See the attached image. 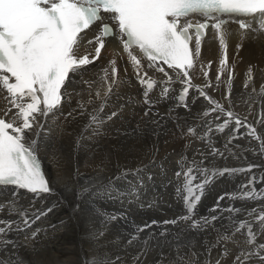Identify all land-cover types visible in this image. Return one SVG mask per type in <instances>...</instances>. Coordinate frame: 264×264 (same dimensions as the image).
Returning <instances> with one entry per match:
<instances>
[{
  "label": "bare ground",
  "instance_id": "bare-ground-1",
  "mask_svg": "<svg viewBox=\"0 0 264 264\" xmlns=\"http://www.w3.org/2000/svg\"><path fill=\"white\" fill-rule=\"evenodd\" d=\"M226 27L231 33L228 36L227 49L228 61L233 66L234 72L231 85L226 83L227 73H225L217 86L215 77L221 52L216 35L209 32L202 40L201 55L196 60L194 68L190 70L192 87L187 96V108L177 106V97L183 85L177 81L175 74L169 71L174 81L169 85L171 91L166 99H161V88H155L150 97L154 102L153 106L149 115L145 116L148 105L143 103L142 89L115 38L106 41L100 58L86 67L83 76L70 73V79L66 81L67 92L70 95L63 98L60 112L56 116L41 118L40 134L33 137L37 140V156L43 164L46 179L49 180L53 193L45 195L44 198L30 199L32 195L22 191L17 193L13 188H4V191L0 192V205H5L3 212L0 213V219L19 220L18 216L8 214V206L5 202L12 200H18L20 205L28 208L30 215L33 211L46 210L53 204L56 205L52 212L37 220L30 229L18 234L14 232L9 234L8 238L15 240L17 244L15 250L9 245L10 252L18 253L17 264H84L86 257L91 259L94 256L103 257L105 254L113 260L119 257L116 264H135L137 254H140L139 262L144 259L142 264H160V262L169 264L176 255L173 245L177 241L173 239L172 234L178 232L179 228L163 225V221L179 217L180 214L185 213V209L182 210V205L176 200L177 195L172 199L173 196L169 197L167 194L164 198L166 203L157 201V204L155 200L140 197L141 193L136 189L139 185L138 179L142 178L143 183L146 180V184L152 181L155 192L161 194L168 190L169 193V189L176 183L175 179L179 180L174 175L180 167L178 160L187 153L190 156L199 155L198 149L203 152L210 151L209 143L224 153L223 157L208 156L205 166L209 169L213 167L247 169L249 164L259 167L253 168L251 172L217 176L212 182V196L206 199L207 203L199 218L204 217L202 216L204 212L218 217L227 216L225 220L229 224V229L225 233L227 236H231L236 229L231 226L234 225L233 220L236 222L244 220L256 233V245L264 243V232L261 231L257 218L260 208L264 207V200L231 199L233 195L239 196L241 192L249 190L242 186L246 185L253 176L259 181L260 176L264 175V154L259 153L260 142L247 135V128L242 127L233 132L234 120L223 132L217 131V125L223 124L227 117L220 116L217 119L216 117L220 115L218 112H211L205 116L204 112L212 106L197 91V88H200L226 110L233 111L242 121L255 128L257 134L264 139V124L259 123L264 118V96L260 95L261 86L264 85V41H254L251 37L241 40L240 30L235 25H226ZM97 32L98 25L81 34L83 40L78 55L93 51V45H88L87 40L92 39ZM237 44L240 45L239 49ZM112 59L116 60L119 77L125 83L115 89L104 114L110 115L115 111L117 115L106 121L99 135L86 134L77 146L76 141L85 122L84 117L74 112L77 109V101L89 98V85L85 82L96 81L98 75L103 74L101 70L107 67ZM249 66L253 67V78L245 88V74ZM143 71H147L148 76L158 84L166 80L162 73L146 67ZM204 71L208 72L207 80ZM207 82H210L212 87H204ZM96 87V84H92L93 96ZM253 89H255L254 93ZM229 91L231 96L226 100L225 96ZM250 94L254 96L255 102L249 99ZM3 107L4 101L0 100V108ZM15 111L12 109L5 118L10 119ZM70 112H73L75 118L68 116ZM0 115L3 113L0 112ZM137 128L142 134L137 133ZM189 128L193 129L194 134L188 132ZM205 133L209 137L208 142L201 139ZM230 137L232 142L228 144ZM150 146H154L151 151ZM228 149H231L232 155L229 154ZM154 153L157 154L156 159H153ZM113 156L115 164L111 166L110 161ZM137 170H141L139 177L134 175ZM122 172H126L127 175L115 180L113 185L109 186L111 198L103 191L97 192L101 184L107 185L109 178L119 176ZM244 176L245 180H243ZM183 179L182 177L181 180ZM221 183L227 184L224 190L220 189ZM255 185L259 191L264 187V182ZM85 187L91 191L81 193L78 197L77 192ZM222 194L226 196L220 200V208L215 213L208 212L206 210L208 206L216 208L217 199ZM154 208L161 209L164 211L163 214L155 215ZM168 208L175 211H166ZM229 208L240 211L233 214L227 211ZM251 209H256L257 212L249 215ZM98 210L115 215L117 219L102 227L100 222L102 218L97 215ZM153 221H157L158 225L152 224ZM145 224L152 226L146 228L144 232L137 233V227H144ZM221 224H224L223 220L212 222L215 236H212L213 240H211L212 245L216 244V247L212 248L210 253L201 249V246L198 247L200 233L193 232L190 235L185 233L178 243L185 244L192 240L193 250L203 253L199 256L201 264L206 262L215 264L217 259L221 264H233L235 256L242 250L244 252L258 250L254 245L250 246L246 243L248 235L241 238L239 233L233 234L231 240H220L217 244L220 230L224 228H221ZM234 226L237 227L239 224ZM181 227H183L182 222ZM165 229L168 230L166 236H159V233ZM36 230L39 231L35 239H25L31 237V233ZM100 231L104 233L102 236L98 235ZM133 234L137 235L138 239L130 245L128 241ZM204 234H209V231H204ZM143 241H148V245L146 252L141 254V250L146 247ZM224 248L229 250V254L221 257L220 253ZM183 251L187 252V248ZM0 256H4V253H0ZM12 258L16 259V256ZM241 259L243 260V257ZM251 264H256L255 258Z\"/></svg>",
  "mask_w": 264,
  "mask_h": 264
},
{
  "label": "snow or ice",
  "instance_id": "snow-or-ice-1",
  "mask_svg": "<svg viewBox=\"0 0 264 264\" xmlns=\"http://www.w3.org/2000/svg\"><path fill=\"white\" fill-rule=\"evenodd\" d=\"M194 17L202 18V21L196 19L194 22ZM105 19L110 20L111 25L103 23ZM98 22L100 27L97 34L87 40L88 45H93V51L82 56L78 55L83 40L81 34L86 33V30ZM230 23L239 25L241 40L251 37L254 41H264V0H0V100L4 101V107L0 108V112L3 113L0 116V188L11 186L17 193L19 190H24L32 194L30 199L44 198L45 195L53 193L50 182L42 171L37 156V140L33 137L40 134L41 118L56 116L60 112L63 98L70 95L66 88L70 73L83 76L86 66L100 58L108 38L118 40L123 52L127 54L135 79L142 89L143 103L148 105V111L144 113L148 116L154 103L150 98L154 89L160 87L161 99H166L171 91L169 85L174 82L173 76L163 67L164 65L183 85L177 97V106L188 107L187 96L192 87L190 70L194 68L196 60L201 55L202 39L209 28L214 31L221 52L215 77L217 86L225 73H227L226 83L231 85L234 72L227 56L228 36L231 33L226 27ZM239 48L240 45L237 44V49ZM133 49L139 51V57L134 54ZM141 58L147 61V69L162 73L166 80L158 84L149 77L148 72L143 71L145 65L142 64ZM101 71L103 74L98 75L96 81L85 82L89 85V98L84 101L78 100L77 109L74 110L85 118L76 141L77 146L86 134L99 135L106 121L117 115L115 111L110 115L104 114V110L115 89L125 81L119 77L115 59L110 60L108 66ZM125 71L127 72V68ZM203 74L207 80L208 72L204 71ZM252 78L253 67L249 66L245 74V88L252 82ZM92 84L97 85L94 96L91 90ZM204 87H212V85L207 82ZM197 91L212 106L204 112L205 116L211 112H218L220 115L216 117L217 119L220 116L227 117L223 124L217 125V131L223 132L234 120L235 128L232 131H238L242 127L247 128V135L260 142L259 153L264 154V139L257 134L255 128L242 121L233 111L226 110L200 88H197ZM260 95L264 96V85L261 86ZM230 96L229 91L225 99H230ZM249 99L255 102L252 94L249 95ZM12 109L16 110L15 113L10 119H5ZM68 116L75 118L73 112L68 113ZM259 123L264 124V118ZM136 131L140 133L139 128ZM188 132L194 134L191 128ZM201 139L208 142L207 133ZM231 142L230 137L228 144ZM209 147L208 152L197 150L201 156L199 161L196 159L189 161L184 155L177 162L181 171H177L175 175L178 179L181 176L184 178L183 187H178L177 191L179 198L183 200L185 213L175 219L163 221V225L179 228L178 232L172 234L173 239L177 241L173 245L176 255L169 264H201L199 256L203 253L193 250V241L190 240L185 244H180L178 241L185 233L199 234L206 231V227H211L213 221L223 220L222 216L218 217L214 214L209 217L194 218V209L201 200L205 187L217 176L251 172L253 168L259 167L249 164L247 169L216 167L209 169L205 166L209 155L213 157L224 155L210 143ZM225 147L227 148V145ZM228 151L230 155L233 154L231 149ZM253 152L256 153V150L253 149ZM140 171L137 170L134 175L139 177ZM126 175V172H122L119 176L109 178L108 184H101L97 192L103 191L111 198L109 186ZM148 178L151 179L150 176ZM194 181L200 182L194 184ZM140 182L142 183V178ZM260 182H264V175L260 176L259 181L253 176L246 185L242 186L249 190L241 192L239 196L233 195L231 199L264 200V187L259 191L254 187ZM90 191L85 187L77 192V196ZM223 199L224 197L217 199L216 208L211 210L213 213L220 208V200ZM5 204L8 206V214L18 216L19 220L0 219L2 225L0 253H4V256H0V264H17L18 253L9 251V245L15 250L17 244L15 240L8 238L9 234L13 232L18 234L30 229L37 220L52 212L56 205L53 204L46 210L33 211L30 215L29 209L20 205L18 200ZM4 207L5 205H0V213L3 212ZM227 211L235 214L240 209L229 208ZM256 212V209H251L249 215ZM97 215L102 218L100 221L102 227L117 219L115 215L101 210H98ZM257 218L261 231L264 232V207L260 208ZM233 223L235 224L236 221L233 220ZM152 224L158 225V222L153 221ZM151 226L145 224L144 227H137L136 232H144ZM223 227L221 224V228ZM244 228L248 229L246 243L250 246L254 245L258 250L248 252L242 250L235 256L233 264H251L254 258L256 264H264V243L256 245V233L252 231V226L244 221L239 223L235 231L239 232ZM38 231H33L31 237L25 239H35ZM167 232L168 230L165 229L159 233V236H166ZM103 234V231L98 233L100 236ZM137 239V235L133 234L128 243L131 245ZM231 239V236L219 234L217 244L220 240ZM143 243L146 247L141 250V254L146 252L148 241ZM214 247L216 244L205 245V251L210 253ZM184 248H187V252L183 251ZM228 254L229 250L224 248L220 256L226 257ZM13 256H16V259H13ZM139 256L140 254H137L135 257L137 261ZM116 260H119V257L113 260L105 254L103 257L94 256L91 259L86 257L84 264H116ZM215 264H221V261L217 259Z\"/></svg>",
  "mask_w": 264,
  "mask_h": 264
},
{
  "label": "rangeland",
  "instance_id": "rangeland-1",
  "mask_svg": "<svg viewBox=\"0 0 264 264\" xmlns=\"http://www.w3.org/2000/svg\"><path fill=\"white\" fill-rule=\"evenodd\" d=\"M154 147V146H153ZM153 147L152 146H150V151L153 149ZM154 155H155V157L153 158V159H156V156H157V154H155L154 153ZM186 156H189V157H187V159L189 160V161H191V160H193V159H196L197 161H199L200 159H201V156L200 155H198V154H196V156H190V155H188V153L186 154ZM112 161V162H111ZM111 161H110V164H111V166H114V164H115V160H114V156L111 158ZM208 160H206L205 161V164H206V162H207ZM185 171H186V169H184ZM177 171H181V169H180V167H179V169L177 170ZM176 171V172H177ZM175 172V173H176ZM175 173H174V175H175ZM196 175H199L198 173H195ZM147 177V176H146ZM183 176H181L180 178H179V180H177V179H175L176 181V183H174L173 185L174 186H172L171 187V189H169V193H168V190L166 191V192H163V193H159V192H155V189H154V184L152 183V181H150L149 183H147L146 184V180H144V183L142 182V183H140V179H138V181H139V185L137 186V190L142 194H139V196L140 197H143V198H145V199H152V200H155L154 202L157 204L159 201H160V203H166V201L164 200V198L166 197V195L168 194V196L169 197H172V199L174 198V196H176V200L177 201H179V203L182 205V210L183 209H185L184 208V203H183V200L182 199H180L179 198V194H178V191L176 190L178 187H181L182 185H183V181L181 180V178H182ZM154 178V177H153ZM246 179V177L244 176L243 177V180H245ZM150 180V179H149ZM198 182H200V181H194L193 183L195 184V183H198ZM152 183V184H151ZM180 184H181V186H180ZM153 185V186H152ZM222 185V186H221ZM221 185H220V189H222V190H224L225 188H226V186H227V184L226 183H221ZM224 185V186H223ZM141 186V187H140ZM209 186V187H208ZM256 186L257 185H254V187L256 188ZM177 187V188H176ZM183 187V186H182ZM181 187V188H182ZM146 189V190H145ZM209 189V190H208ZM211 190V191H210ZM215 190V189H214ZM153 191V192H152ZM172 191V192H171ZM176 191V192H175ZM152 192V193H151ZM171 192V193H170ZM211 192V193H210ZM154 193V194H153ZM159 193V194H158ZM204 193H205V195H204V199H203V201L205 202V203H207V200L206 199H209L211 196H212V183H210V184H208L206 187H205V190H204ZM150 194V195H149ZM175 194V195H174ZM185 194V193H184ZM152 195H154V196H152ZM156 195V196H155ZM146 196H148V197H146ZM159 196V197H158ZM223 196H226L225 194H222L220 197H223ZM206 197V198H205ZM158 199V200H157ZM158 201V202H157ZM162 201V202H161ZM168 203V202H167ZM198 208V207H197ZM156 211L154 212L155 213V215H162L163 214V212L164 211H162L161 209H157V208H154ZM202 209H204V207L202 208ZM202 209H200L199 210V212L198 213H195V217L194 218H199V215L203 212V210ZM213 209V207H211V206H208V208L206 209L208 212L209 211H211ZM162 211V212H161ZM166 211H175V210H173L172 208H168V210H166ZM195 211H197V210H195ZM194 211V212H195ZM182 214H184V213H182ZM198 214V215H197ZM204 215H202V216H204V217H209L211 214H209V213H206V212H204L203 213ZM181 215V214H180ZM179 215V216H180ZM209 215V216H208ZM225 218V219H224ZM227 219V216H224L223 217V226H224V228L222 229V230H220V232H221V234H223V235H225V233H226V230L227 229H229V224H228V222L226 221L225 222V220ZM242 220H239V221H237L235 224H239L240 222H241ZM244 221V220H243ZM234 224V225H235ZM234 225H232L231 224V226H233V227H235V228H237V227H239V226H234ZM228 227V228H227ZM209 228V229H208ZM245 229H247V228H244V229H241L240 231H242V232H235V229L233 230V234L235 235V234H237V233H239L240 234V237L242 238L244 235H248V229L247 230H245ZM206 230H208L209 231V234H207V235H205L204 234V232H200V239H199V246L198 247H200L201 246V249H205V245H208V246H211L212 245V240H213V238H212V236H215V235H213V232H214V234H215V230H214V227H213V225L211 226V227H207L206 228ZM211 230V231H210ZM224 230V231H223ZM245 230V231H244ZM247 231V232H246ZM212 232V233H211ZM244 232V233H243ZM232 234V235H233ZM211 235V236H210ZM231 235V236H232ZM207 236V237H206ZM203 237V238H202ZM262 238V237H261ZM208 239V240H207ZM212 239V240H211ZM202 240H203V243H202ZM205 241V242H204ZM209 241V242H208ZM211 241V242H210ZM205 243V244H204ZM209 243H211V244H209ZM204 244V245H203ZM143 261H144V259L141 261V262H139V261H136L135 260V264H142L143 263ZM147 264H149V263H147ZM229 264V263H228Z\"/></svg>",
  "mask_w": 264,
  "mask_h": 264
}]
</instances>
